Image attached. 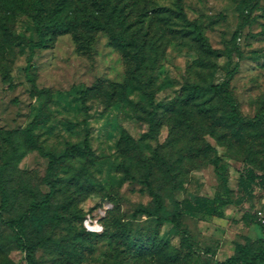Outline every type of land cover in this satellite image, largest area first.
<instances>
[{
  "label": "rangeland",
  "instance_id": "1",
  "mask_svg": "<svg viewBox=\"0 0 264 264\" xmlns=\"http://www.w3.org/2000/svg\"><path fill=\"white\" fill-rule=\"evenodd\" d=\"M246 1L252 2L249 13ZM148 2L155 21L153 32L140 34L148 33L150 45L143 67L135 70L137 78L132 75L134 63L108 31L84 29L87 40L69 32L36 50L31 66L37 89L26 76L29 46L37 40L33 16L19 11L9 17L0 5V167L12 159L4 175L12 201L0 218V264L27 263L26 251L5 221L24 218L33 204L39 213L60 215L42 232L26 221L27 241L35 245L38 264H204L201 259L225 260L238 243L256 244L262 237L249 213L257 200L250 197L242 205L223 208L222 217L210 216L205 207L196 217L183 215L179 232L171 224L159 226L145 215L135 216V211L152 205L148 189L137 180L150 169L168 214L176 200L214 198L222 187L211 163L213 153L203 151L205 142L222 157L232 199L243 195L239 180L247 168L264 172V126L255 121L264 113V0ZM76 11L78 3L69 0L65 14L74 16ZM194 24L209 47L197 40ZM230 56L238 64L230 90L249 123L215 126V118L200 110L204 99L187 107L185 97L189 86L222 81ZM151 97L160 104L153 123ZM213 104L218 110L212 114L223 120L225 105L213 101L206 106ZM172 105L179 108L177 113L168 110ZM42 107L44 115L32 132L45 150L60 155L69 143H83L89 133L94 152L56 168V193L45 208L41 202L48 191V159L25 139ZM124 132L138 150L122 146ZM157 157L175 164L177 189H171L170 176L156 165ZM145 160L155 165L145 169ZM129 164L136 179L124 169ZM148 233L162 239L154 248L157 256L149 255L153 248ZM41 238L43 245L38 244ZM164 241L178 251L177 261L169 260Z\"/></svg>",
  "mask_w": 264,
  "mask_h": 264
},
{
  "label": "trees",
  "instance_id": "2",
  "mask_svg": "<svg viewBox=\"0 0 264 264\" xmlns=\"http://www.w3.org/2000/svg\"><path fill=\"white\" fill-rule=\"evenodd\" d=\"M69 0H0V5L9 17L16 14L19 11H26L33 16L37 40L29 46V60L26 67V76L31 85L37 89L36 80L32 73L31 59L34 56L36 50L45 49L49 46V43L58 35L73 32L76 38L78 35L84 37L87 40L88 37L83 36L84 29H101L106 30L109 33L110 38L118 45L125 56L134 63V69H132V75L134 79L137 78L135 70L143 67V60L145 58L147 46L150 45V40L147 38L148 33L142 37L143 32H153L152 25L154 24L155 17L153 12L148 8V0H75L78 3L80 11H76L74 16L65 14V7ZM252 2L246 1L244 9L246 13L251 10ZM84 7V9H83ZM85 10L91 12L89 16L82 15ZM153 11V10H152ZM151 12V14H150ZM160 15V14H159ZM160 17H162L160 15ZM161 19V18H160ZM2 25H4L2 23ZM5 26V25H4ZM6 27V26H5ZM77 32L79 34H77ZM82 32V33H81ZM193 32L196 35L198 41L204 46H208V41L204 37L201 27L198 24H194ZM238 34V33H236ZM238 70V64L230 56L226 65L225 78L217 83H212L207 86L192 85L189 86L188 92L185 97V105L188 107L192 104V101L205 100L200 103V110L208 118H215V126L220 124H227L230 127L243 126L248 124L249 121L243 117L237 99L230 90V82ZM49 92L48 90H44ZM50 95H48V99ZM223 103L225 105L226 114L223 120L217 119L216 114L213 115L218 107L215 104L207 107L206 105L211 102ZM150 104L153 107L154 113L150 117L151 123L154 122V115L159 109L160 104H155L153 97L150 98ZM203 107V108H202ZM206 108V109H205ZM169 111L177 113L179 108H175L172 105L168 108ZM43 107L38 114L34 117V121L25 130L26 141L36 149L43 157L48 159V177L46 184L48 191L45 193L41 202L43 208L47 207L56 193V181L52 179L55 170L58 166L63 164L66 160L72 157H92L94 152L89 143V133L83 143H69L62 154L57 155L53 151L45 150V148L39 143L38 137L33 134V125L43 117ZM224 121V122H223ZM264 126V113L258 115V119L255 120ZM8 134L12 136V132ZM122 144H126L131 150H138L135 140L128 132H124L120 141ZM124 146V149L125 147ZM203 151L210 155L213 153L211 163L214 166L215 173L220 180L222 187L221 191H218L214 198L207 199L201 196H196L194 200H176L174 203L175 210L172 214H168L165 207V200L160 191V188L155 187L153 181L150 179L151 169L153 164L150 160L143 161L145 169H150V172L144 173L142 178L137 180L144 185L150 196L152 197V205L146 207L141 205L136 211L135 216L145 215L148 219L152 220L156 225L162 226L164 224H171L179 232L181 231V219L183 215H189L196 217L202 210L201 207H205V211L210 216H223V208L230 205H242L245 200L250 197L257 200L254 204L253 210L249 211L252 218L256 219L255 208L260 203L262 196L264 195V172L259 173L254 168H247L246 173L241 176L239 180V188L243 193L236 200L232 199L231 189L229 187V179L226 171V167L222 163V157L217 153L216 149L208 142H205ZM12 159H8L0 167V218L2 213L6 212L12 201V194L9 190L8 180L4 177ZM157 164L159 167L164 168L167 174L170 176V180L167 182L172 184L171 189H177L175 186L174 166L168 160L157 157ZM126 173H128L132 179H136L133 174L132 164L124 165ZM35 207L32 211L27 213L25 217H20L12 220L5 221L16 232V242L19 247L24 249L27 253L26 264H38L35 259L34 250L35 245L27 241V223L36 229L37 232H42L45 226L56 223L59 221L60 215L55 212L52 216L47 213H39L37 210L38 205L33 204ZM251 207V206H250ZM247 218V214H244ZM258 224V222H257ZM259 225V224H258ZM260 227V226H259ZM148 238L152 240L151 249L149 255L157 256L159 252H156L154 248L157 247V241L159 244L162 239H159L157 235H151L148 233ZM182 239H185L183 236ZM137 242V241H136ZM169 253V260L177 261L179 259L178 251L172 248L169 242H163ZM38 244L43 245L42 238L39 239ZM136 248V247H135ZM137 246L136 249H139ZM149 248V247H147ZM175 251V252H174ZM148 255V254H147ZM200 260V258L198 259ZM204 264H264V239L261 237L256 244L249 242L238 243L235 247L234 254L225 260H216L214 257H206L201 259Z\"/></svg>",
  "mask_w": 264,
  "mask_h": 264
},
{
  "label": "built area",
  "instance_id": "3",
  "mask_svg": "<svg viewBox=\"0 0 264 264\" xmlns=\"http://www.w3.org/2000/svg\"><path fill=\"white\" fill-rule=\"evenodd\" d=\"M255 215L264 239V195L262 196L260 203L255 208Z\"/></svg>",
  "mask_w": 264,
  "mask_h": 264
},
{
  "label": "crops",
  "instance_id": "4",
  "mask_svg": "<svg viewBox=\"0 0 264 264\" xmlns=\"http://www.w3.org/2000/svg\"><path fill=\"white\" fill-rule=\"evenodd\" d=\"M230 256H231V254H230ZM230 256H229V257H230Z\"/></svg>",
  "mask_w": 264,
  "mask_h": 264
}]
</instances>
